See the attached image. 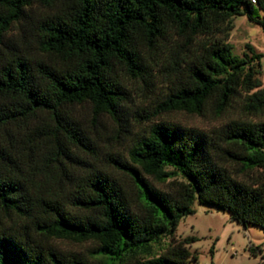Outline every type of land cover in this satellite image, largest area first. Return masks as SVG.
Masks as SVG:
<instances>
[{
    "label": "trees",
    "instance_id": "16d2710c",
    "mask_svg": "<svg viewBox=\"0 0 264 264\" xmlns=\"http://www.w3.org/2000/svg\"><path fill=\"white\" fill-rule=\"evenodd\" d=\"M258 10L264 0H0V264H187L191 236L150 253L193 197L264 235V119L209 132L152 122L127 149L130 162L109 155L128 187L104 168L68 162L72 147L89 146L73 105L115 117L125 79H150L160 57L168 87L153 115L208 103L219 114L238 89L244 110H263L261 54L247 46L238 56L215 36L236 14L264 33ZM148 177L168 179L170 191ZM54 239L93 246L68 251Z\"/></svg>",
    "mask_w": 264,
    "mask_h": 264
},
{
    "label": "rangeland",
    "instance_id": "374dc122",
    "mask_svg": "<svg viewBox=\"0 0 264 264\" xmlns=\"http://www.w3.org/2000/svg\"><path fill=\"white\" fill-rule=\"evenodd\" d=\"M257 12V15L264 20V11ZM16 26L14 24L8 34L15 32ZM215 36L228 42L231 52L238 56L243 52L250 54L251 51L261 54L255 66V76L263 87L264 33L261 26L244 14H236L231 17V25L226 33H218ZM169 49L170 47L167 46L161 56H167ZM160 58L161 61L154 66L150 79H125L127 93L121 100V109L115 117L103 112L93 113L87 103L73 105L72 115L89 137V146L70 149L73 158L68 162L72 168L84 167L87 164L104 168L128 187V178L113 167L109 155L117 153L129 161L127 149L138 136L146 132L152 122L163 121L209 132L229 119H264V109L258 112H247L243 109L245 91L242 89H238L219 114L214 111L211 103H208L200 113L170 110L153 115L156 101L164 95L168 87L166 68H164L165 58ZM148 180L160 190L170 191L171 184L168 179L157 182L148 177ZM190 208V213L179 218L172 237H160L152 245L150 254L162 251L171 238L181 239L191 236L193 239L187 241L185 246L194 258H189L187 264H264V235L258 226L243 227L242 224L231 219L226 210L210 204L198 203L195 197L190 202ZM53 242L62 249L81 253H86L93 246L89 240L54 239ZM254 246H258L259 250L251 252L249 247Z\"/></svg>",
    "mask_w": 264,
    "mask_h": 264
},
{
    "label": "built area",
    "instance_id": "2783aa9c",
    "mask_svg": "<svg viewBox=\"0 0 264 264\" xmlns=\"http://www.w3.org/2000/svg\"><path fill=\"white\" fill-rule=\"evenodd\" d=\"M251 1H253V0H251Z\"/></svg>",
    "mask_w": 264,
    "mask_h": 264
}]
</instances>
